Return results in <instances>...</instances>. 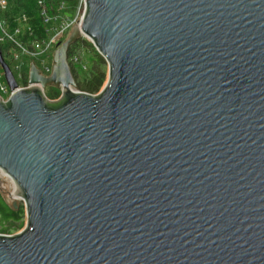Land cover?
<instances>
[{
    "label": "water",
    "instance_id": "obj_1",
    "mask_svg": "<svg viewBox=\"0 0 264 264\" xmlns=\"http://www.w3.org/2000/svg\"><path fill=\"white\" fill-rule=\"evenodd\" d=\"M81 25L0 98V169L27 225L0 264H264V0H85ZM108 64L78 89L69 48ZM53 85L63 94L49 99Z\"/></svg>",
    "mask_w": 264,
    "mask_h": 264
},
{
    "label": "trees",
    "instance_id": "obj_2",
    "mask_svg": "<svg viewBox=\"0 0 264 264\" xmlns=\"http://www.w3.org/2000/svg\"><path fill=\"white\" fill-rule=\"evenodd\" d=\"M50 1L53 6L60 5L62 2L66 3L67 11L75 9L79 2V0ZM6 2L7 8L1 15L7 23L6 29L10 35H13L18 41L28 46L35 41H41L46 38L48 34L47 27L42 19L38 0H6ZM15 47V43L9 39L5 42H0L2 54L11 68L12 58L10 57V53ZM78 47L86 48V53H89L91 49L93 54L81 56L80 62L74 63L72 62V56ZM68 54L78 88L87 93L97 92L107 78L108 64L105 58L86 38L78 39L73 43L69 48ZM34 61L36 64H39L38 61ZM87 64L88 70H84L83 65L87 66ZM28 78L29 70H25L19 83L27 85ZM60 93V89L56 87H51L49 92L46 90V95L51 99L58 98ZM24 221V205L20 204L16 208H12L6 202L4 194L0 191V233L9 234L14 229H20L24 226Z\"/></svg>",
    "mask_w": 264,
    "mask_h": 264
},
{
    "label": "built area",
    "instance_id": "obj_3",
    "mask_svg": "<svg viewBox=\"0 0 264 264\" xmlns=\"http://www.w3.org/2000/svg\"><path fill=\"white\" fill-rule=\"evenodd\" d=\"M38 5L40 7V12H41L43 22L47 27L48 34L46 38H44L41 41H35L29 46L25 45L21 43L20 41H18L16 38H14L13 35H10L8 33L6 29L7 28L6 21L0 19V42H5L8 39L13 41L16 47L18 46L24 51L22 52L21 49L20 51H17V52H15L14 50L11 51L10 57L12 58V60L19 57V54L25 55V53H27L26 55L32 56L33 59L36 61L38 60L39 64H36V65L40 68L41 73L44 76H49L52 72L53 63H54L53 53L55 52L57 47L69 37L70 35L69 32L72 31L73 27L75 25H81V22L83 20L85 10H86V2L85 0H79V5L76 6L75 14L73 15H69V11H67L66 3L64 2H62L60 5L53 6L50 0H38ZM6 8H7L6 0H0V15L6 10ZM84 37L90 40L88 37L86 36ZM80 59H81V56L78 53H74V55L72 56V62L74 63H79ZM83 67L85 68V65H83ZM11 69L15 75L16 80L19 83V80L21 79L22 74L19 75L20 77H17L14 72L13 67ZM19 86L20 87L29 86V83L27 85H23L19 83ZM72 90L80 91L75 88H72ZM60 92L61 93L58 98H60L63 94V91L61 88H60ZM12 93H13V90H11L9 84L7 83L5 79L4 71L0 65V98L4 102H7ZM44 93L46 95L45 89H44ZM56 99H52V100H56ZM0 179L8 183V188L10 190V193L14 197L22 200L21 196L16 195L17 187H16L14 180L2 169H0Z\"/></svg>",
    "mask_w": 264,
    "mask_h": 264
},
{
    "label": "rangeland",
    "instance_id": "obj_4",
    "mask_svg": "<svg viewBox=\"0 0 264 264\" xmlns=\"http://www.w3.org/2000/svg\"><path fill=\"white\" fill-rule=\"evenodd\" d=\"M78 5H79V2H78V4H77V6H78ZM73 14H75V9L69 11V15H73ZM0 19H1V20H4L3 17H2V15H0ZM70 32H71V31H70ZM70 32H69V34H70ZM69 34H68V35H69ZM81 38L84 39L85 37L83 36V37H81ZM81 38H79V39H81ZM88 41L91 42L90 40H88ZM91 43H92V42H91ZM20 49H21V48H19V47L17 46V47H15L14 51L17 52V51H20ZM85 49H86V48L78 47V48H76V52H75V53H78V54H79L80 56H82V57H83L84 55L89 56V55L93 54V53H92L93 51H91V49L89 50V53L87 52L88 54L86 53ZM86 50H87V49H86ZM21 51L23 52L24 50L21 49ZM19 53H20V52H19ZM19 53H18V54H19ZM90 53H91V54H90ZM15 54H17V53H15ZM26 54H27V53H25V55H24V54H19V57H17V58H15V59L12 60V67H13L14 72H15V74H16L17 77H20L19 75H21L25 70H30L31 63L34 62L33 57H32V56H29V55H26ZM53 56H54V53H53ZM49 57H50V56H49ZM49 57H48V58H49ZM53 59H54V57H53ZM37 61H38V60H37ZM83 69H84V70H88V64H87V66L85 65V68L83 67ZM107 70H108V66H107ZM18 79H19V78H18ZM107 80H108V72H107V78H106L104 84L101 86V88H100L97 92L90 93V94H92V95H99V94L102 92V90H103L105 84L107 83ZM51 87H55V86H53V85H49V86L46 87L45 91L47 90V91L49 92L50 89H51ZM56 88H58V87H56ZM59 89H60V88H59ZM78 90L82 91L80 88H78ZM26 225H27V216H26V211H25V221H24V226H23L22 228H20V229H14V230H12L9 234H17V233L21 232V231L25 228Z\"/></svg>",
    "mask_w": 264,
    "mask_h": 264
}]
</instances>
